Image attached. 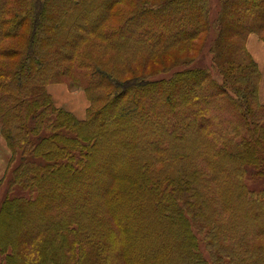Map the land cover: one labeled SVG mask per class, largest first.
Instances as JSON below:
<instances>
[{
    "label": "trees",
    "instance_id": "obj_1",
    "mask_svg": "<svg viewBox=\"0 0 264 264\" xmlns=\"http://www.w3.org/2000/svg\"><path fill=\"white\" fill-rule=\"evenodd\" d=\"M220 2L211 17L209 0H0L1 264H264V190L244 183L264 166L246 47L264 42V0ZM210 32L221 82L192 65ZM72 73L82 119L47 90Z\"/></svg>",
    "mask_w": 264,
    "mask_h": 264
},
{
    "label": "rangeland",
    "instance_id": "obj_2",
    "mask_svg": "<svg viewBox=\"0 0 264 264\" xmlns=\"http://www.w3.org/2000/svg\"><path fill=\"white\" fill-rule=\"evenodd\" d=\"M209 1H210V8H211V17H214L219 12L221 2H220V0H209ZM257 16L260 17V14H256V17ZM92 20L85 23V26L88 27L89 25H91L93 23ZM254 20L257 21V19H255V18H254ZM258 20H260V19H258ZM233 28H234V26H233ZM251 33L257 35L258 38L260 40H262L263 31L251 32ZM136 34H137L136 36H142L140 33L138 34V31L136 32ZM73 37H74V35L68 39L67 45L71 44ZM214 39H215V33L210 32L208 40L205 43L201 54L197 57L196 61L192 65L208 68L210 75L212 77H214L215 79H217L219 82H221L222 81V75L220 74L219 67L216 66L217 64L213 63V54L210 50V45H212V42L214 41ZM232 39L238 40L240 42V39H236V37H233ZM41 41H42V37L39 39L38 45L41 43ZM89 48H91V47H89ZM170 53H171V56H173V57L185 58L184 54L182 53V50H175L174 51L172 49L170 51ZM51 54H53V52ZM92 56H93V54H92ZM167 59H170V57H168ZM147 67H148L147 69H157L158 68V66L155 64H150ZM157 77H161V76L160 75L155 76V78H157ZM59 81H61L60 84H63L64 86H66L67 91L69 92V93L65 92V90H63V86H61V85H60V90L55 91L56 96H58V98L60 96V100L64 101V104L62 105V107L69 110L70 112H72L75 116H76L75 113H77L79 116L85 117V113L82 114V112H83V108H84L85 104H88V101H89L88 95L84 90L85 89L84 88L85 82H87L86 79L82 75L77 76L74 73H72L71 76H66V77L60 79ZM56 83H58V82H56ZM56 83H52V84L56 85ZM48 86H51V83ZM48 86H47V88H48ZM52 89L54 90L56 88H52ZM50 90H51V88H50ZM73 92H74V94H73ZM258 92H259V88H258ZM60 102H62V101H60ZM217 103H218V101H217ZM215 104H216V102H215ZM219 114H220V111H216V115L218 116ZM222 115L224 117V113ZM82 117H80V118H82ZM211 123L215 124V120H213V122L211 121ZM156 126L159 127L158 125H156ZM170 128H174V127L172 125H170L169 123H166L165 124V129H167L166 131H168V129H170ZM175 129H179V128L177 127ZM9 157H10V153H9V156L7 159L6 168L4 170L5 171L4 176L6 175V173L8 171ZM217 162L218 161H216V159H213V163H217ZM13 165H14V163L12 164L11 168L13 167ZM245 168H246V173L244 176V183L246 184L248 189L249 190H264V166L260 170L254 168L252 166H247ZM9 177L10 176L7 177L8 180H9ZM8 180L4 178L3 182L0 184V200L5 195V191H6L7 186H8ZM16 193L24 194V192L19 190V189H17L15 191V194ZM72 196L73 195L69 194L67 196V198L65 199V200L69 201L71 205L73 203ZM244 222H245V219H243L241 217L240 218V224H243ZM3 223H5L4 218H3ZM205 233H206L205 230H203L201 233L198 232L199 248H200V251L202 252V254L208 258L209 257V251H208V249H206V242L203 239L205 236ZM254 241L256 243H264V237L258 236L255 238ZM225 262H228V260L225 259ZM0 264H1V255H0Z\"/></svg>",
    "mask_w": 264,
    "mask_h": 264
},
{
    "label": "crops",
    "instance_id": "obj_3",
    "mask_svg": "<svg viewBox=\"0 0 264 264\" xmlns=\"http://www.w3.org/2000/svg\"><path fill=\"white\" fill-rule=\"evenodd\" d=\"M246 46H247L249 53L253 57L254 61L258 65V68H259L260 73H261L258 96H259V100L264 103V42L262 40H260L257 35L250 33L247 37V40H246ZM60 85L63 86V90H65V92L69 93L67 91L66 86H64L63 84H60V82L56 83V85L51 83V86H48V88H47L48 92L52 96L54 104L57 107H62V105L64 104V101L60 100V96L58 98V96H56V94H55L56 90H60ZM50 88H51V90H50ZM52 88H56V89L53 90ZM73 94H74V92H73ZM60 101H62V102H60ZM88 104H89V102H88ZM88 104H85L82 114H84L86 112V108H87ZM75 114H76V117H78V118L82 117V116H79L77 113H75ZM82 118H80V119H82ZM5 143L6 142H5L4 138L0 135V179L4 176V173H5L4 170L6 168L7 159H8L9 153H10V151H9V149Z\"/></svg>",
    "mask_w": 264,
    "mask_h": 264
}]
</instances>
